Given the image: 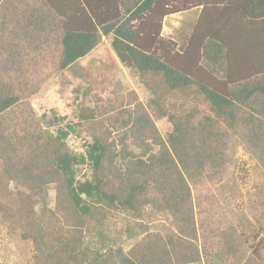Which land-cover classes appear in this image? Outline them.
Masks as SVG:
<instances>
[{
	"label": "trees",
	"instance_id": "16d2710c",
	"mask_svg": "<svg viewBox=\"0 0 264 264\" xmlns=\"http://www.w3.org/2000/svg\"><path fill=\"white\" fill-rule=\"evenodd\" d=\"M5 1V5H22V10L15 8V13H30L29 19L15 21L11 18L15 22L11 35L19 27L13 39L15 46L26 39L35 46L38 41L50 46L53 40L50 42L46 37L49 31L59 34L61 70L88 55L103 37L112 35L113 48L120 61L136 71L151 93V106L157 109L159 116H169L174 126V134L167 146L149 112L137 101L135 112L139 109L140 114L131 126L125 122V128L133 134L134 145H139V154L128 151L126 133L118 139L109 138V132L94 136L86 155L80 156L64 150L62 138L67 132L63 131L52 144H41L40 140L33 143L24 136L16 144L5 141L3 151L7 154L4 161L8 180L25 182L34 196L45 201L49 185L56 184L54 210L45 202L36 210V205L27 198H17L14 206L20 213L18 222L37 248L38 263L174 264V240L166 242L158 234L145 235L127 252L113 245L91 249L86 244V235L90 230L101 232L107 215L100 209L112 216L126 212L141 219L139 217L148 206L159 204L163 211L173 213L179 223L182 222L179 216H184L185 222H191L192 231L189 227L181 230L180 226L179 230L193 240L197 238L191 190L185 175L192 179V173H199L205 167L224 169L229 140L240 135L245 145L257 148L260 134H263L264 74L235 80L231 73L224 74L223 71L227 63L234 60L231 52L236 45L251 47L259 44L260 51L264 52V0H253L255 29L251 43H207L197 58H202L209 69L215 71L218 67L222 71L226 93L208 85L220 72H194L190 64L181 61L185 57L178 53L176 44L160 37L159 21L163 14L159 16L158 8L163 0H32V8L28 0ZM2 10L5 9L0 12ZM1 23V27H8L6 19L2 18ZM39 47L45 51L44 46ZM40 67L45 71L46 62L40 63ZM14 71L23 72L20 69ZM170 93L194 99L201 97L207 103L209 113L203 117L198 115L196 108L185 113L173 111L175 106L166 97ZM20 97L15 94L1 97L0 115L20 103ZM82 117L88 119L86 114ZM68 129L73 130L71 126ZM157 146L159 151L155 154L153 150ZM87 161L92 167L91 178L77 180V169ZM83 196L96 204L86 201ZM92 224L95 228L91 229ZM154 239L157 242H153ZM229 248L225 246L224 251L216 252L222 263L227 257L234 256L240 263L245 261L242 264H258L252 257L238 255L228 251ZM180 252L178 249L180 264L201 259L200 250L192 240ZM202 254L209 262L207 252L202 250Z\"/></svg>",
	"mask_w": 264,
	"mask_h": 264
},
{
	"label": "rangeland",
	"instance_id": "374dc122",
	"mask_svg": "<svg viewBox=\"0 0 264 264\" xmlns=\"http://www.w3.org/2000/svg\"><path fill=\"white\" fill-rule=\"evenodd\" d=\"M28 2L31 8L34 7L32 0ZM15 8L22 10V5L6 3L5 11L0 12L2 41L6 38L15 39L16 31H19L18 27L11 35L15 25L11 18L15 21L30 18V13H15ZM2 18L6 19L7 28L1 27ZM58 35L49 31L46 37L50 42L53 40L50 46L38 41L45 49V71L40 69L0 72V98L12 94L21 96L20 103L0 115V264H39L35 244L26 236L24 227L18 222L17 216L20 213L17 207H14L16 199L27 198L36 205V210L44 202L54 210L57 199L56 184L49 185L45 201L38 195L34 196L25 182L6 178L4 158L7 154L3 151L6 140L16 144L18 139L24 136L33 143L40 140L41 144H52L59 132L63 131L67 132V136L62 138L64 150L80 156L86 155L88 146L94 142V136H104L109 132V138L118 139L126 133L128 151L139 154V145H134L133 134L125 128L126 124L131 126L140 114L139 109L135 112L137 101L147 109L159 136L167 146L170 145V138L174 134V126L169 116H159L157 109L151 106V93L136 71L121 68L117 60L110 58L111 55L114 56L111 50H108L113 37H103L95 48V53H90L66 70H61V44ZM26 40L22 41L24 45ZM179 50L183 51L182 48ZM231 54L234 60L227 63L224 74L231 73L235 80L264 74V52L260 51L259 44L251 47L236 45ZM181 61L190 64L194 72H220L216 74L218 78L214 76L210 79L208 85L222 93L227 92L221 79L223 73L218 67L215 71L209 69L202 58ZM204 75V78L209 80V76ZM166 97L175 106L172 110L178 113L195 108L198 109L199 116L204 117L209 113L207 103L199 96V99H194L184 97L180 93H170ZM85 114L88 118L86 120L82 117ZM114 118L119 120L118 123H115ZM69 126L73 130L68 129ZM237 136L229 140L227 165L224 169L210 170L205 167L199 173H192V179L185 175L191 190L196 239L193 240L191 236L179 230L180 226L181 230L189 227L192 231L191 222H185L182 219L184 216H179L182 220L179 223L173 213L163 211L161 206L156 204L157 206H148L143 216L139 217L141 219H136L126 212L112 216L100 209L107 217L101 225V232L90 230L87 233L86 244L91 249L113 245L127 252L145 235L158 234L166 242L174 240V264H180L177 260L178 249L184 250L191 240L198 248L202 245V248L224 251L225 246H229L228 251H235L244 257L250 256L258 264H264V129L257 148L245 145L244 139H241L240 135ZM153 151L158 153V146ZM91 176V163L87 161L80 164L77 180L85 181ZM83 198L96 204L85 196ZM93 227L95 228V225L92 224L90 228ZM153 242L157 241L154 239ZM200 260L192 264H203ZM235 262L234 260L233 264Z\"/></svg>",
	"mask_w": 264,
	"mask_h": 264
},
{
	"label": "crops",
	"instance_id": "0c3cea01",
	"mask_svg": "<svg viewBox=\"0 0 264 264\" xmlns=\"http://www.w3.org/2000/svg\"><path fill=\"white\" fill-rule=\"evenodd\" d=\"M5 2L1 0L0 9H5ZM252 4L253 0H163L158 8L159 16L163 14L159 21L160 37L175 43L178 53L185 59L199 58L207 43H251L255 29ZM112 43L113 39L110 47L108 46V50L114 55L110 58L117 60L122 65H119L121 68L129 69L120 61ZM181 48L183 51L179 50ZM96 50L93 49L90 53H95ZM42 62H45V54L38 42L35 46L26 40L25 45L21 42L17 47L12 39H0V72H16L15 69L40 70ZM199 250L203 264H233L234 260V264L245 262L240 263L234 256H229L222 263L216 256L217 249L202 248L199 245ZM202 250L207 252L209 262L204 259Z\"/></svg>",
	"mask_w": 264,
	"mask_h": 264
}]
</instances>
